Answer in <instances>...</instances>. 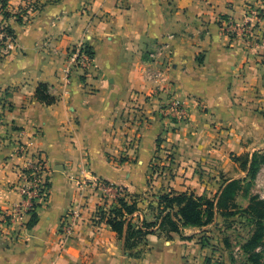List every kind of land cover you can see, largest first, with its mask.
<instances>
[{
  "label": "crops",
  "instance_id": "obj_1",
  "mask_svg": "<svg viewBox=\"0 0 264 264\" xmlns=\"http://www.w3.org/2000/svg\"><path fill=\"white\" fill-rule=\"evenodd\" d=\"M40 1L26 19L23 0H0V24L13 33L0 54V214L22 202L21 173L39 157L49 185L34 226L8 231L0 216V264H202L204 227L171 240L151 234L125 251L96 219L102 192L81 181L121 187L128 200L170 190L215 196L245 178L234 158L264 150V0ZM253 4L260 22L228 36L225 21L243 26ZM82 41L93 53L88 75L68 61ZM161 45L168 90L148 75L149 52ZM41 84L52 104L38 99ZM170 92L186 107L181 122L163 114ZM72 210L79 217L64 241Z\"/></svg>",
  "mask_w": 264,
  "mask_h": 264
},
{
  "label": "trees",
  "instance_id": "obj_2",
  "mask_svg": "<svg viewBox=\"0 0 264 264\" xmlns=\"http://www.w3.org/2000/svg\"><path fill=\"white\" fill-rule=\"evenodd\" d=\"M1 3L4 7L8 0H1ZM4 17L8 18L10 14L5 12ZM7 32L9 35L13 34L10 28H7ZM90 53L93 55L91 50ZM37 97L47 104L55 101L48 94L45 84L39 86ZM234 159L240 161L243 170L248 171L247 176L242 179L225 181L224 187H221L220 192L212 198L190 191L162 192L155 196L157 206L151 204L149 207L155 210L158 220L147 221L136 216L141 211L139 195H134L130 200L117 196L112 204L109 205L106 200L98 207L96 213L98 222L107 223L123 241L124 249L128 252L145 244L151 234L171 240L174 233L181 234L187 227L202 228L212 224L217 216L231 218L235 216L239 208L236 203L238 195L243 194L245 197L250 195L252 181L256 180L261 166L264 165V150L254 153L252 157L244 155ZM243 211L256 223L255 232L243 245V250L249 255V260L253 264H264L262 252L257 251L264 249V199L257 195L249 196V204ZM37 221L38 214L35 211L27 227L34 226ZM159 230L164 235L159 234Z\"/></svg>",
  "mask_w": 264,
  "mask_h": 264
},
{
  "label": "built area",
  "instance_id": "obj_3",
  "mask_svg": "<svg viewBox=\"0 0 264 264\" xmlns=\"http://www.w3.org/2000/svg\"><path fill=\"white\" fill-rule=\"evenodd\" d=\"M39 0H34L35 3L31 11H39L40 2ZM30 12V11H29ZM262 12L260 9L248 8L247 21L243 26L237 25L232 20L225 21L224 30L228 36L234 38L239 35L250 34L249 28L255 27L260 22V16ZM11 35L7 32V27L0 24V40L5 41L9 40ZM164 46H159L158 50L149 52V58L151 60V67H149V77L154 81L159 83V86L165 90H168L171 86L167 78V73L169 66L165 63H160L159 58L161 55L162 49ZM92 59L89 48L87 47L85 41L80 42L75 47H73L68 54V61L71 71H81L84 75H88L91 72L92 68ZM170 98L166 103L163 114L170 120L174 122H181L186 119L187 111L184 103L174 94V92L169 93ZM22 153L26 152V147L24 145L19 146ZM46 163L42 158H37L32 166L27 168L21 173V180L19 184V190L23 196V200L20 204L14 206L12 209L7 212H1V220L4 227L10 231L14 225L20 226V228H25L27 226L28 218L37 211L38 206L44 204L47 201L49 195V185L46 178ZM88 182L81 181L82 185L87 186L89 184L94 185L102 193L109 191L110 187L106 183L103 184L102 181H93L89 179ZM111 188V187H110ZM119 191V189H118ZM120 194V193H117ZM103 195V203L106 201ZM79 217V213L76 210H72L67 216L66 220L63 223L61 234L63 240L66 241L69 239L75 230V222ZM98 220V217L96 216Z\"/></svg>",
  "mask_w": 264,
  "mask_h": 264
},
{
  "label": "rangeland",
  "instance_id": "obj_4",
  "mask_svg": "<svg viewBox=\"0 0 264 264\" xmlns=\"http://www.w3.org/2000/svg\"><path fill=\"white\" fill-rule=\"evenodd\" d=\"M33 1L34 0H23L24 7L21 11V14L24 15L26 19L27 15H33V13H36L35 11H31L35 4ZM39 2L41 4L39 7L40 9L43 5V2L39 0L37 3ZM251 7L256 8L257 6L253 4L249 8ZM7 50L8 49L6 48V45L1 44L0 40V54L4 55ZM155 50H158V48ZM160 51L162 53L164 49ZM104 183L105 182H103V184ZM110 187H108V192L102 193L105 196L104 199L107 200L112 198L113 200V198L117 196L126 198L124 195L127 193L123 188L120 187L115 189ZM158 194L160 193L147 192L145 194L139 195L138 199L140 202L141 211L143 210V215L145 216L144 219L147 221H153L155 219L158 220V218H156L157 213L155 210L149 208L151 204L152 206H157L155 196ZM252 195L261 196L262 199H264V167L260 170L256 180L252 181L249 196ZM133 196L134 195L129 197L128 200L132 199ZM206 196L212 198L214 195L210 196L207 194ZM249 196L245 197L243 194L238 195L236 203L239 208L236 210L237 213L235 216L231 218L217 216L216 220L212 224L204 226L203 229H200V232L198 233L200 235L199 240L203 247L206 248L207 252L202 264H253L249 260V255L243 250V245L254 234L256 228V223L253 222V219H251L250 216L243 211L249 204ZM155 230L157 231V229ZM159 234L164 235L160 230ZM257 251L262 252L264 260V249H258Z\"/></svg>",
  "mask_w": 264,
  "mask_h": 264
}]
</instances>
